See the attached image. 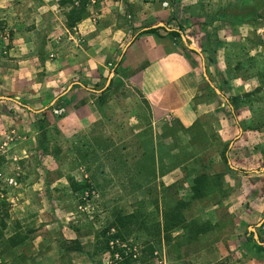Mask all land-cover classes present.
Instances as JSON below:
<instances>
[{"label":"rangeland","instance_id":"1","mask_svg":"<svg viewBox=\"0 0 264 264\" xmlns=\"http://www.w3.org/2000/svg\"><path fill=\"white\" fill-rule=\"evenodd\" d=\"M17 2L5 0L0 7V68L15 67ZM188 12L193 19L187 23L204 25V42L191 37L189 44L205 55L218 89L223 84L214 64L217 53L214 57L211 51L222 47L218 30L228 39L224 95L233 103L231 108L218 96L203 76L202 59L196 58L205 82L196 102H214L215 108L192 129L168 122L154 126L142 97L116 78L102 99L90 96L100 118L81 127L63 121L82 103L70 102L71 93L41 103L35 107L41 112L32 113L28 98H16L9 81L0 80V264H118L127 258L131 264H264V252L254 249L256 243L264 246V218L252 224L251 240L247 226L233 238L239 243L235 251L228 247L234 229H221L230 223L224 201L232 192L224 183L231 168L223 153L238 172L249 164H256L250 169L264 167V0H204ZM24 19L36 22L28 10ZM207 34L212 37L205 40ZM179 43L193 54L182 39ZM43 78L41 70L37 80ZM202 173L214 179L222 174V190L193 201L186 216L189 222L210 223L212 230L194 241L175 238L168 244L159 236L164 212L190 199ZM117 215L135 217L118 233L110 229ZM215 215L221 222L213 224ZM75 240L82 251L68 250Z\"/></svg>","mask_w":264,"mask_h":264},{"label":"crops","instance_id":"2","mask_svg":"<svg viewBox=\"0 0 264 264\" xmlns=\"http://www.w3.org/2000/svg\"><path fill=\"white\" fill-rule=\"evenodd\" d=\"M61 1L17 2L18 16L16 23L12 24L15 48L11 55L15 67L0 68V80L9 81V89L16 98H28L32 113L41 112L35 108L41 103L55 101L71 93L70 102L74 105L79 101L82 103L74 107L63 121L72 120L80 127L85 125L84 122L93 125L100 114L90 96L99 94L95 88L104 82L106 85L111 75L112 80H122L148 103L154 126L168 122L189 130L196 126L202 115L214 111V102H196L205 92V82L196 58L202 59V66L204 61L208 65L198 47L195 46L198 53H185L179 40L167 36L163 30L160 31L161 36L151 34L137 38L140 32L164 23L167 30H178L179 26H183L188 41L191 37H198L197 40L204 42L201 31L204 25L187 23V20L193 19L189 9H196L198 3L204 0H91L88 16L71 29L66 18L70 8L61 6ZM166 2L167 7L164 6ZM4 4L5 0H0V7ZM25 10L36 22H25ZM219 24L223 23H214L213 26ZM208 36L212 37L207 34L205 40ZM218 38L222 47L217 50L214 64L227 81L228 39L219 30ZM41 44L44 48L40 52ZM116 68L118 74H115ZM41 70L44 71L42 83L37 80ZM53 94L55 98L50 99ZM218 96L223 97V93ZM226 101L229 104V100ZM12 102L20 104L15 99ZM239 152L241 155L248 154L246 150ZM230 162L229 159L231 172L224 176V183L232 192L224 201V207L228 206L231 219L221 229H234L235 234L228 241V247L235 251L239 243H234L233 238L243 234L246 226L249 232L252 224L264 218V167L250 169L256 164H249L242 167L244 171L238 172ZM247 187L251 188L245 191ZM212 222L217 224L221 219L215 215ZM218 247L223 250L221 245Z\"/></svg>","mask_w":264,"mask_h":264},{"label":"trees","instance_id":"3","mask_svg":"<svg viewBox=\"0 0 264 264\" xmlns=\"http://www.w3.org/2000/svg\"><path fill=\"white\" fill-rule=\"evenodd\" d=\"M91 0H62L61 6L70 7V11L67 13V25L68 27L74 28L77 26L79 22L84 20L88 16V6ZM261 18H264L260 16ZM163 30L166 32L167 36L175 39L181 40L183 36H185V28L183 26H179L178 30H167L165 27L163 28H149L148 30L142 31L137 35V38L143 35H160V31ZM189 42V41H188ZM219 46V44H218ZM194 53V52H193ZM217 51H211V54L215 57ZM115 74H118L117 68L115 69ZM220 79L222 81L223 87L220 88V91L223 93V97L227 98L225 94V88L229 86L228 82L225 80L224 76L220 74ZM114 80H112L109 88L110 90L113 87ZM106 90L99 95V99H102L105 95ZM235 100L238 99L234 98ZM229 100V99H228ZM144 103L148 106L149 110L150 107L148 103L144 100ZM67 104V103H66ZM229 104H233L230 100ZM234 106V105H233ZM235 108V106H234ZM151 112V110H150ZM235 114V113H234ZM184 129V128H183ZM185 130V129H184ZM222 158L225 163L229 162V157L227 155V151H225L222 155ZM223 178L222 174L216 176V180L206 173H202L201 175L197 176L194 185L192 186V195L188 201L186 200H179L173 207L166 209L164 212V222L163 225L159 226V236L164 239V241L170 244L174 241L175 238H187L190 240H196L199 236L204 235L212 230V225L208 222L200 224L196 221L189 222L186 216L191 204L193 201H202L209 194L213 191V189L217 188L218 190H222V184L220 180ZM71 184H76L74 179L69 180ZM218 181L220 182L218 186ZM135 216H121L117 215L114 224L110 229H117L118 233L121 231L122 228H127L129 221H132ZM190 231V234L183 237L181 233ZM180 233L179 235L175 236L174 234ZM252 233L247 232V240H251ZM254 249L260 253L264 252V246L259 245L258 243L255 244ZM68 250L72 251H82L83 246L78 241H72ZM118 264H131L130 259H125L124 261ZM223 264V263H221Z\"/></svg>","mask_w":264,"mask_h":264},{"label":"water","instance_id":"4","mask_svg":"<svg viewBox=\"0 0 264 264\" xmlns=\"http://www.w3.org/2000/svg\"><path fill=\"white\" fill-rule=\"evenodd\" d=\"M163 27H166L164 23H160V24L157 26V28H163ZM146 30H148V29H146ZM182 39H183L185 45L188 46L189 49H190L192 52H196V53L199 52V50H198L195 46L189 44L188 40L186 39V36H183ZM130 45H131V42L128 44V46H130ZM128 46H127V47H128ZM112 76H113V75H111V76L109 77V79H108V81H107L105 87H104L102 90H100V91H96L97 93L101 94V93H103L105 90H107V89L109 88V86H110V84H111V82H112ZM203 76H204L205 80H206V81H207L212 87L215 88L216 92H217L218 94H221L220 90H219L218 88H216V87L213 85V83H212V81H211V79H210V76H209V74H208L207 66H206L205 61L203 62ZM1 99H3V100H10V101H13L12 98H7V97H1ZM241 131H242V130H241ZM238 138H239V137H238Z\"/></svg>","mask_w":264,"mask_h":264},{"label":"built area","instance_id":"5","mask_svg":"<svg viewBox=\"0 0 264 264\" xmlns=\"http://www.w3.org/2000/svg\"><path fill=\"white\" fill-rule=\"evenodd\" d=\"M164 6H168V3L166 2L165 4H164ZM61 112V111H60ZM56 113H59V111H56Z\"/></svg>","mask_w":264,"mask_h":264}]
</instances>
